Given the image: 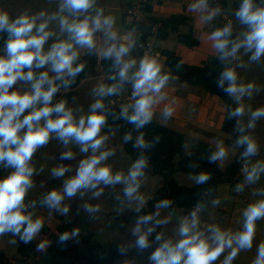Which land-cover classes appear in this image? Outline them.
<instances>
[{
    "label": "clouds",
    "instance_id": "1",
    "mask_svg": "<svg viewBox=\"0 0 264 264\" xmlns=\"http://www.w3.org/2000/svg\"><path fill=\"white\" fill-rule=\"evenodd\" d=\"M95 2L96 0H61L59 13H67V15H58L59 26L62 33L68 34V39L58 40L46 52L44 45L53 35L51 31L46 30L48 21L37 26L36 16L24 14L10 19L7 12L0 11V32L7 31L9 34L5 45L6 55L0 56V163L6 162L5 166L15 169L7 177L0 179V234L8 230L14 234L20 233L23 229L22 238L27 242L41 229V219L33 221L31 214H24L23 201L28 188L31 187L30 178L34 171L29 166V161L36 149L49 141L51 133H55L66 145L74 140L81 145V152L86 153L91 148L93 155L80 162L75 176L65 182L62 192L52 190L45 196L44 202L49 207L59 209L65 196H75L81 189H95L101 183L104 185L124 183L125 195L128 197H132L139 187L138 177L143 174L142 169L146 164L144 158L133 164L127 176L121 173L113 175L110 167L99 166L110 155L109 152H100L96 155L106 139L105 136L100 135L106 116L103 112L97 111L103 108L102 100H97L92 105L90 114L86 117L81 116L79 120L74 118L71 109L66 108V101L52 104L53 97L59 91L61 84L67 86L71 83L66 77L74 78L83 70V64L74 66L78 59L76 46L94 48V34L101 30L105 32L107 40H116V33L111 31L114 19L111 16H103L102 10H97L95 16L85 15L80 19V15L93 8ZM206 7L207 0H197V3L192 5L193 10ZM236 16L250 29L244 34V38L239 42H231L228 39L231 35L229 24L211 34V39L215 42L213 46L220 52L221 60L234 57L242 47L246 52H252L251 60H258L264 55V7H255L253 0H242ZM56 18L57 15L50 17V19ZM206 19H211V15ZM33 29H35L34 33ZM129 50L130 46L123 44L117 46L112 43L107 47L104 56L114 57L115 65L119 66L120 82L109 87L101 85L98 94L101 97L113 95L124 82L131 79L132 96L135 99L134 111L129 116L128 109L125 108L123 115L139 128L150 121L151 109L156 103L155 96L164 87L168 76L160 74V65L155 59L145 57L140 61L139 69L129 77V69L136 64L135 60L123 59ZM45 66H50L49 70L54 73L53 76L49 75V71H42L38 75L33 71V68L41 69ZM25 68L28 71L25 72ZM18 80L30 82L31 90L23 93L18 90L10 92L9 90ZM56 81H60L61 84H57ZM225 82L228 86L224 90L236 100L250 93L253 87L251 84L238 85L237 75L233 69H226L222 73L220 85L223 86ZM29 109L30 111L25 115L26 110ZM53 113L56 114L55 118ZM243 113L244 107L241 105L232 115L241 116ZM166 114L170 115L171 110L166 109ZM261 116H264V108L252 113L253 121ZM41 120L44 121L43 125L40 123ZM237 143L247 145L245 156L256 154L257 145L250 137L242 136ZM137 144L143 146L142 137ZM225 155V149L219 147L211 159L215 161ZM71 157V152L64 153V158ZM66 171V168L59 167L53 170V174L63 176ZM261 172H264V163L258 162L248 171L246 180L249 183L255 182ZM207 179V175L203 174L198 177L199 182ZM241 190L242 188L238 186L237 191ZM96 195L100 193L97 192ZM88 210L93 211L91 208ZM62 211L67 212V208ZM243 217L242 231L231 233L212 226L211 237L206 238L203 232L195 231L199 220L194 211L191 220H186L180 227V235L183 238L175 245L165 242L151 258L155 264H211L226 249H231L223 262V264H231L239 251L251 249L256 221L264 218V199L250 204L244 210ZM150 219L151 217H144L142 222ZM135 231H140L139 223ZM159 238L157 236V239ZM61 239H67V234ZM137 243L141 248L147 247V233L140 235ZM253 264H264V243L259 245L257 258Z\"/></svg>",
    "mask_w": 264,
    "mask_h": 264
},
{
    "label": "rangeland",
    "instance_id": "2",
    "mask_svg": "<svg viewBox=\"0 0 264 264\" xmlns=\"http://www.w3.org/2000/svg\"><path fill=\"white\" fill-rule=\"evenodd\" d=\"M130 1L135 2L138 0H96L93 8L80 15V19H83L85 15L95 16L97 10H102L103 16H111L114 19L111 31L116 33L115 41L107 40L103 30L96 32L93 37L95 47H98L103 55L112 43L117 46L124 45L121 41V32H123V23L127 15L125 9ZM235 1L229 0L228 2V14L234 19L232 29L238 30V33L241 34L247 33L250 30L248 25L242 24L233 12L232 6ZM60 4L61 0H0V11L7 12L11 19L24 14L36 16L38 17L36 20L37 26L44 21H48L46 30L51 31L53 35L44 45V51L46 52L58 40L68 39V34L66 32L62 33L59 26L58 15H67V13H59ZM122 7L123 9H121ZM41 13L43 15H40ZM53 15H57V18L50 19ZM126 19L128 22H132L130 17L126 16ZM34 32L35 29H33ZM76 50L78 51V59L74 65L85 55L88 48L76 46ZM241 50H243L245 56L250 52H246L243 47ZM123 59L125 60V57ZM246 60L239 74V77H241L240 83L238 80L237 84L243 86L251 84L253 87L250 93H246L239 100H235L237 107L241 105L244 107V113L238 116V119L240 123L249 126L250 136L257 145V151L255 155L247 158L239 182L234 186L229 184L220 185L217 190L216 201L207 209L196 212L199 224L195 231L203 232L206 238L211 237L210 229L212 226H217L222 231L231 233L242 231L244 210L250 204L264 199V172H261L259 179L253 183L246 180L248 171L254 165L258 162L264 163V116L257 117L254 121L252 117V113L257 109L264 108V55L255 61L250 60L247 62ZM49 67L45 66L41 69L49 71V75L53 76L54 73L49 70ZM97 72L98 75L80 89L78 97L70 107L76 120H79L81 116L86 117L89 115L92 105L97 100H103L105 97L98 94V89L101 85L104 86L107 79L100 64L97 67ZM17 90L21 93L30 91L31 83L18 80L9 91ZM28 111L30 109L26 110L25 115ZM40 123L43 125L44 121L41 120ZM100 135L105 136L106 139L96 155H99L100 152H109L110 155L99 166L110 167L113 175L121 173L127 176L135 161L125 152L120 135L118 133L106 135L102 128ZM229 140L232 142L231 137ZM80 149L81 145L74 140L66 145L55 133H51L49 141L39 146L34 152L29 161V166L34 169L30 178L31 187L27 190L23 205L26 206L32 200L33 204L29 206L31 218L33 221L41 219L42 227L28 241H34L37 245V251L44 253L51 244L53 237L58 234V227L63 223H70L73 228V234L70 236L72 240H76L77 237L90 232L95 234V242L101 243L106 250V260L102 264H155L151 258L152 254L165 242L175 245L182 239L183 237L179 231L180 227L186 220H191V216L186 215L182 210L172 211L166 207H158L154 213L147 216L151 217L147 222H142L144 216L133 215L142 209H147L148 202L155 197L156 192L164 184L161 176L145 174L142 171L143 174L138 177L139 187L132 197L125 195L126 185L124 183L109 185L101 183L95 189H81L75 196H65L59 206L60 217L53 215L47 209L43 195L46 196L52 190L62 192L65 182L75 176L80 162L93 155L91 148L86 153L81 152ZM66 152H71L72 157L64 158ZM227 159L225 157L220 159L223 167L228 161ZM59 167L67 169L63 176L53 174V170ZM14 171L15 169L11 167L4 178ZM174 178L181 186L193 187L197 183L196 177L182 172L175 173ZM238 186L242 188L241 191H237ZM97 192L100 195H96ZM64 208H67V212L62 211ZM89 208L93 211H89ZM138 223L139 232L135 231ZM149 229H152V231L149 232ZM22 233L23 229L20 233L14 234L11 230H8L0 234V250L3 249L8 256L16 260V264H37L38 257L35 255H32L26 263L18 260V238L24 240ZM145 233H147L148 246L141 248L137 241L140 235ZM157 236L160 238L157 239ZM261 243H264V218L256 221L251 249L239 251L231 264H253ZM81 248L86 250L84 246ZM230 251L231 249H226L211 264H223Z\"/></svg>",
    "mask_w": 264,
    "mask_h": 264
},
{
    "label": "trees",
    "instance_id": "3",
    "mask_svg": "<svg viewBox=\"0 0 264 264\" xmlns=\"http://www.w3.org/2000/svg\"><path fill=\"white\" fill-rule=\"evenodd\" d=\"M241 4L242 0H236L233 3L232 9L235 16ZM253 4L255 7H263L264 0H253ZM218 5L222 7L225 4L223 2ZM147 12H152L151 4L148 5ZM151 24H161L158 34L160 39H167L171 33H174L177 34L179 42L187 47L195 48L199 46V41L194 36L193 28L189 25L187 16L175 15L158 19L148 14L144 21H133L132 28L139 30V35L132 44L134 54H140L138 43L147 40L151 36ZM226 25L229 24H224L219 16L213 22L211 33L217 29L224 28ZM230 25L231 35L228 39L231 42H239L237 34L232 30V24ZM181 27H189V31L183 34L181 33ZM8 39L9 34L7 31L0 32V56L6 55L5 45ZM230 48L231 43L229 44V50ZM163 55L166 59V68L161 70L160 74L167 75V81L177 79L179 82L200 87L223 101L227 109L223 132L231 137L234 146L237 148V153L234 159L223 168L219 159L215 161L211 159L216 151L207 142L196 141L188 145L189 141L183 133L158 123L152 117L148 123L138 128L123 115V108L112 103L118 94L126 90L131 79L124 82L115 94L104 97L102 100L103 108L97 110L98 112H103L106 116L102 131L105 134L118 133L121 137V144L130 158L135 162L141 158L145 159L146 164L142 171L145 174L161 176L164 180L163 186L156 192L155 197L148 202L147 209L134 213V216L147 217L154 213L158 207H166L172 211L180 209L188 216H191L194 211L207 209L216 201L217 190L220 185L229 184L234 186L239 182L246 160L251 156L244 155L246 144L237 143L242 136L246 135L251 138L250 128L247 124L240 123L238 116L232 115L237 108V102L232 95L224 90L228 83L225 82L223 86L220 85L222 73L226 69L232 68L235 56L221 60L219 52L208 64L193 66L185 64L175 52L164 51ZM76 64H83V70L74 78L66 77V79L71 81L67 86L62 85L60 81L56 82L61 84V87L53 97V105L66 101V108H69L77 96V89L81 83L87 78L98 75L97 67L99 64L107 76L104 82L105 87L120 82L118 75L119 66L115 65L114 58H106L104 56L99 59L96 47L88 49ZM24 71L26 72L28 69L25 68ZM33 71L38 75L43 70L33 68ZM132 74L133 70L131 68L128 72L129 77ZM128 115L130 116L132 113L128 112ZM55 117L56 114L53 113V118ZM126 137L130 138L126 139ZM141 137L143 146L137 144ZM5 163L0 164V179H3L7 168ZM177 172L196 177L197 183L193 187L179 185L174 178ZM202 174L207 175L208 179L204 182H199L198 177ZM45 205L47 206L46 203ZM24 214H31L30 209L26 210ZM65 234H67V239L62 240L61 237ZM72 234L73 228L70 223L61 224L58 227V234L53 237L51 244L44 253L37 251V245L34 241L25 242L18 238L19 262L26 263L32 255L38 257L37 264H102L105 262L106 250L101 243L95 242L94 233H87L77 237L76 240L70 239ZM82 246L86 250H82ZM11 259L5 252L0 251V264H10Z\"/></svg>",
    "mask_w": 264,
    "mask_h": 264
},
{
    "label": "crops",
    "instance_id": "4",
    "mask_svg": "<svg viewBox=\"0 0 264 264\" xmlns=\"http://www.w3.org/2000/svg\"><path fill=\"white\" fill-rule=\"evenodd\" d=\"M223 2L225 4L224 6L221 7L218 5ZM228 2L229 0H207L206 8L193 10L192 5L197 3V0H150L152 12L149 14L151 16L158 19H164L175 15L187 16L189 18V25L193 28L194 36L199 41L198 47L189 48L185 44L179 42L177 34L171 33L170 36L164 40L158 37L155 38L154 43L156 47L162 54L164 51L175 52L182 58L183 62L188 65L204 66L208 64L210 60L219 53L213 46L215 42L211 39L212 25L222 11L228 12ZM136 3L137 1H130L127 4V8L125 9L126 16H128L129 8ZM121 9H123V7ZM209 15H211V19H206ZM126 16L123 23V32H121V41L125 46H130V50L125 56V61H136V64L132 67L134 72V70L139 67L143 57L140 56L139 53H133L132 44L137 39L139 30L132 28L133 19L131 18L132 22H128ZM141 20L144 21L146 18H141ZM232 30L237 34L239 41L244 38L245 33L241 34L238 33L236 29ZM188 31L189 27H181V33L185 34ZM97 50L100 59L104 57L102 51L100 52L98 47ZM251 56V51L245 56L241 48L235 54L231 69L235 71L239 83L241 78L239 74L243 69V63L245 59H247V62L250 61ZM155 60L160 65L161 70L166 68L165 57ZM241 60H243V62H241ZM93 79L94 77L87 78L81 83L77 89L78 93L76 98L79 95L80 89ZM155 100L156 103L153 104L151 111L152 118L158 123L183 133L189 141L188 145L196 141H204L211 144L215 148V151H217L219 147H223L226 151L225 158H228L225 166L223 167L221 165L223 168L234 159L237 148L229 140L230 136L223 132L227 109L219 97L207 93L200 87L191 86L174 79L166 81L160 93L156 94ZM166 109L171 110L170 115L166 114ZM10 169L11 166H7L3 178ZM43 197H45V195H43ZM26 206H24V208ZM0 251L5 252L3 249Z\"/></svg>",
    "mask_w": 264,
    "mask_h": 264
},
{
    "label": "built area",
    "instance_id": "5",
    "mask_svg": "<svg viewBox=\"0 0 264 264\" xmlns=\"http://www.w3.org/2000/svg\"><path fill=\"white\" fill-rule=\"evenodd\" d=\"M221 1V0H218ZM150 4V0H138L136 4L131 6L128 10V16L134 20H141V18H146L147 15L149 14L147 12V7ZM220 19L224 24H232L234 19L231 17L228 12L222 11L220 14ZM151 36L143 41L138 43V49L140 52V55L145 58H155V59H161L164 57L162 52L156 47L154 43V39L158 37L159 30L161 27V24H151ZM139 67H137L135 71H137ZM133 72V73H134ZM133 92V83L130 80L128 87L126 90H124L122 93L118 94L115 100L112 102L114 105H117L123 109L127 108L128 112L133 113L134 111V104H135V99L132 96ZM1 164V163H0ZM33 202L30 200L27 204V206L24 208L25 211L28 210L29 206L32 205ZM47 209L56 216L60 217L59 209L57 208H52L47 205ZM67 224V223H65ZM16 260L11 259L10 264H16Z\"/></svg>",
    "mask_w": 264,
    "mask_h": 264
}]
</instances>
